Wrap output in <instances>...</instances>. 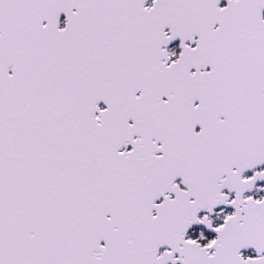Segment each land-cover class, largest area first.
<instances>
[{
	"label": "snow or ice",
	"instance_id": "1",
	"mask_svg": "<svg viewBox=\"0 0 264 264\" xmlns=\"http://www.w3.org/2000/svg\"><path fill=\"white\" fill-rule=\"evenodd\" d=\"M0 264H264V0H0Z\"/></svg>",
	"mask_w": 264,
	"mask_h": 264
}]
</instances>
